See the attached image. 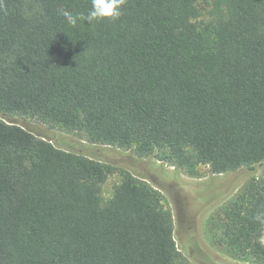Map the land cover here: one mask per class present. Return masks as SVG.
<instances>
[{
    "label": "trees",
    "instance_id": "16d2710c",
    "mask_svg": "<svg viewBox=\"0 0 264 264\" xmlns=\"http://www.w3.org/2000/svg\"><path fill=\"white\" fill-rule=\"evenodd\" d=\"M198 1L125 0L119 19L72 27L58 9L91 0H2L0 264H186L146 175L8 117L187 173L264 161V0H212L203 26ZM262 212L264 180L250 179L209 217L211 242L264 264Z\"/></svg>",
    "mask_w": 264,
    "mask_h": 264
},
{
    "label": "rangeland",
    "instance_id": "374dc122",
    "mask_svg": "<svg viewBox=\"0 0 264 264\" xmlns=\"http://www.w3.org/2000/svg\"><path fill=\"white\" fill-rule=\"evenodd\" d=\"M212 2V0L197 2L199 17L194 22L203 26L210 21L209 11ZM7 120L23 126L38 136L50 138L58 146L77 149L115 164H127L140 175H146L144 181L161 192L163 206L172 214L174 238L186 264H252L249 259L232 258L223 248L213 245L206 223L223 202L243 190L248 180H264V161L255 164L253 170L243 167L233 172L212 174L207 166L199 165L192 171L193 173H187L153 157L137 158L124 150L117 151L118 153L107 150V153L102 154L90 148L78 134L48 129L45 124L32 118L15 116L8 117ZM78 143L82 146H74ZM119 177L118 173L107 177L102 187L104 200L111 196L113 186L120 181ZM261 241L264 244V230Z\"/></svg>",
    "mask_w": 264,
    "mask_h": 264
},
{
    "label": "clouds",
    "instance_id": "9594fccd",
    "mask_svg": "<svg viewBox=\"0 0 264 264\" xmlns=\"http://www.w3.org/2000/svg\"><path fill=\"white\" fill-rule=\"evenodd\" d=\"M2 3V0H0ZM125 0H91V8L87 13H75L66 8L58 9L59 15L63 16L65 21L72 27H75L78 21H88L92 24L94 21L103 19L117 20L122 15V5ZM255 219L264 220V212L257 213Z\"/></svg>",
    "mask_w": 264,
    "mask_h": 264
}]
</instances>
